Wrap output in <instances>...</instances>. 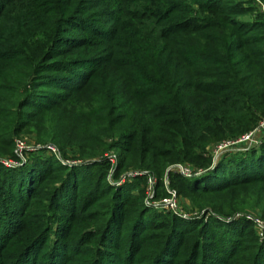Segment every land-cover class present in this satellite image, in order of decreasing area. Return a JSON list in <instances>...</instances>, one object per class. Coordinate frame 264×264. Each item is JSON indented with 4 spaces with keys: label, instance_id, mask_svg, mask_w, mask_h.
<instances>
[{
    "label": "trees",
    "instance_id": "16d2710c",
    "mask_svg": "<svg viewBox=\"0 0 264 264\" xmlns=\"http://www.w3.org/2000/svg\"><path fill=\"white\" fill-rule=\"evenodd\" d=\"M88 2L0 0V264H264V239L245 236L250 221L235 216L254 189L264 197V143L213 164L206 150L264 118V12L216 0ZM100 6L113 25H97L89 10ZM81 91L91 98L77 157L113 151L111 178L108 156L69 165L44 150L4 163L15 137ZM56 137L61 152L74 149ZM178 161L203 170L167 174L171 190L201 193L202 215L148 204L144 174L117 183L121 170H147L167 197Z\"/></svg>",
    "mask_w": 264,
    "mask_h": 264
},
{
    "label": "rangeland",
    "instance_id": "374dc122",
    "mask_svg": "<svg viewBox=\"0 0 264 264\" xmlns=\"http://www.w3.org/2000/svg\"><path fill=\"white\" fill-rule=\"evenodd\" d=\"M254 1V2H253ZM216 0L217 3H223L224 5H232L233 3H241L243 5H249V6H254L258 11H262L264 12V6L261 3V0ZM91 0H89V2L87 3V7H91V5H93V2H91ZM167 2H170V0H167ZM169 4V3H168ZM167 4V5H168ZM103 9H105L104 6H100V7H96V8H90L89 13H99L97 14L98 17L101 18H97L98 20L97 25L99 26H110L113 25L112 21H108L107 16L103 15ZM162 11L165 10L164 8H160ZM114 11V10H112ZM94 14V15H95ZM94 17V16H93ZM230 14H226L225 15V21L224 24L227 25L226 20L231 19ZM253 15L250 13H246L244 15V19H253ZM217 17H214V19L216 20ZM236 18V17H235ZM94 19V18H93ZM96 23V22H95ZM75 33H79V34H84L85 32H83L82 30H78L75 31ZM66 92V91H64ZM65 97H64V101L60 103V105L55 108L56 110H49L46 111L43 115H41V118L43 119L41 122L40 126H31V128H28L26 131H24L21 135L15 137L14 139V146L16 148V150L14 151L15 153V158L13 161H16L15 164L13 166H18L21 164L26 163V161H28V159L31 158V154L32 153H36L35 155H42L41 153L44 152L45 150V154H52L56 157H58L59 159L62 158L64 160H66L69 163H78V162H83V161H90L92 159H95L94 157H96L97 159L100 158L101 156H108L109 158L114 157L115 153L113 151L111 152H107L104 153L103 155H97L94 157H88V158H78L77 155L78 153L76 152L77 149L76 148H80L83 147L84 145V140L81 139V126H82V116L86 115V109H87V101L88 99L91 98V94H88V92H84L81 91L80 93L78 92H70V93H64ZM118 95V96H117ZM116 97H119L120 100L119 102L121 103V105L126 107V102L125 100L117 93L115 95ZM57 99V98H54ZM58 100V99H57ZM59 101V100H58ZM58 118H62V121L59 123L60 126L57 127V125H55V122L52 121V119H56V122L58 121ZM260 121L257 122L256 126H254L251 130L247 131L251 132L259 126ZM58 132L59 134V138L56 137L57 141H63L65 139H70V141L75 142L74 143V149H70L68 146L65 147V153L61 152L59 150V148L56 146V144H54L51 140L52 135L54 132ZM245 134V133H244ZM243 135V134H242ZM242 135L236 137V138H221L220 140L211 142L207 147V154L211 157L212 160V164L214 163V161H216L218 159V157L220 158L222 156V154L224 152H230V154L233 153H237L239 151L241 152H245L246 150L248 151L249 149L256 147L258 148L261 144L264 143V132L261 130L259 131V129L257 131H255V135L253 136V140L254 143L251 144H244L240 143L234 146H231L228 149H221L219 150L220 146H222L225 143H228V141H232V140H238L242 137ZM40 139V140H39ZM56 142V141H55ZM49 144L54 145V150H47L44 146H47ZM21 147V149L19 150L18 147ZM43 150V151H42ZM219 150V151H218ZM21 153V154H19ZM76 154V155H75ZM22 155V156H20ZM217 155V156H216ZM215 156V158H214ZM92 158V159H91ZM24 159V160H22ZM61 160V159H60ZM20 162V164H18ZM63 162V161H62ZM64 163V164H68V163ZM116 162V159H115ZM115 162H111L112 166L111 169L109 170V177L111 178V173L114 170L115 167ZM176 163H181V164H187L190 166H193L192 163H189L187 161H178L175 163H170L168 165L167 170L169 169V167H171L172 165L176 164ZM10 166V165H8ZM196 169V168H195ZM166 170V174L164 177V183L166 186L167 190H171L170 187V180L167 176L168 171H172V170ZM197 170H201L202 169H197ZM134 171H138L132 167H130L127 170H121L119 176L120 179H122V177H124L123 180L121 181H117L118 184H120L121 182H123L125 179H129L132 180L133 177L128 176L130 173H133ZM174 174V171H172ZM173 174H171L170 179L172 180ZM199 175V174H197ZM174 180V177H173ZM172 182H176V180H174ZM178 183V180H177ZM177 188H178V193L176 192V203L178 204V212L179 214L188 217V216H194V215H202L203 213H205L207 207H199L198 201L201 199L199 197V192H195L193 194L189 193L188 191L183 190V188L181 186H179L178 184ZM133 194H136V190L133 189ZM140 193V192H139ZM145 201L149 204H155V203H159L162 199H165L166 197H156V190L154 191L153 195L151 198H148L147 196V186L145 189ZM247 200L245 202L246 205V209L244 211H242V213L240 214V216H244L245 218H247L248 221H250V228L247 229L245 236L249 237L251 235V233H255L257 234L258 238L260 240L264 239V197L259 195L258 192L255 191L254 189V193L250 192L248 194V196L246 197ZM130 205V204H129ZM132 205V204H131ZM203 204H201L202 206ZM96 207V206H95ZM165 207V206H164ZM94 208V207H92ZM90 208V209H92ZM205 210V211H204ZM256 220H258V222H256ZM262 224V225H261ZM92 224H89V222L87 224H83L82 228H78V230L83 231L84 229H87L89 227H91ZM262 235V236H261Z\"/></svg>",
    "mask_w": 264,
    "mask_h": 264
},
{
    "label": "built area",
    "instance_id": "2783aa9c",
    "mask_svg": "<svg viewBox=\"0 0 264 264\" xmlns=\"http://www.w3.org/2000/svg\"><path fill=\"white\" fill-rule=\"evenodd\" d=\"M258 129H259V131L262 130L264 132V118H262L260 120V124L254 130V132L251 131V132L245 133L238 140L228 141V143H225L222 146H220L219 150L228 149L231 146H234V145H237V144H240V143H243V145L244 144L254 143L255 140H253V136L255 135V131H257ZM44 147L47 150H54V145H52V144H49V145L44 146ZM18 148H19V150L21 149V147H18ZM15 150H16V148H15ZM19 154H21V153H19ZM20 156H22V155H20ZM214 158H215V156H214ZM60 159H61V161H63V163L67 162L66 160H64L62 158H60ZM115 159H116L115 156L110 158L111 162H115ZM22 160H24V159H22ZM15 162L16 161L12 162L10 159L4 160V163L6 165H10V166L14 165ZM67 163L69 165L75 164V163H69V162H67ZM18 164H20V162ZM168 170H172L175 173L180 174V175H182L184 177H191V176L200 174L202 172L201 170L194 169L190 165L181 164V163H176V164L172 165L171 167H169ZM141 174H144L146 176L147 196H148V198H151L153 193H154V191H155V185H156V182H157L156 176L153 173H151L150 171H147V170H145V171H134L133 173H130L128 176L135 177V176L141 175ZM123 179H124V177H122L121 180H123ZM168 193H169V196H167L165 199H162L159 203H155V204L153 203V204L156 205L157 207H159L160 209L168 208V209H171V210H173L175 212H178L179 210H178V204L176 203V192L174 190H168ZM235 216L236 217L240 216V214H236ZM227 219H229V218H227ZM256 222H258V220H256Z\"/></svg>",
    "mask_w": 264,
    "mask_h": 264
}]
</instances>
